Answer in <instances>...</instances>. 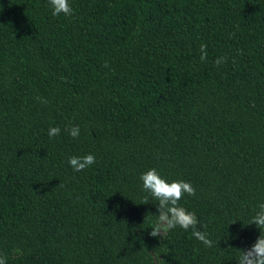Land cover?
<instances>
[{"label":"trees","instance_id":"trees-1","mask_svg":"<svg viewBox=\"0 0 264 264\" xmlns=\"http://www.w3.org/2000/svg\"><path fill=\"white\" fill-rule=\"evenodd\" d=\"M69 4L54 16L49 0H0V256L238 264L264 202V0ZM153 168L191 183L179 204L211 247L191 229L150 235L159 202L140 176Z\"/></svg>","mask_w":264,"mask_h":264},{"label":"clouds","instance_id":"clouds-1","mask_svg":"<svg viewBox=\"0 0 264 264\" xmlns=\"http://www.w3.org/2000/svg\"><path fill=\"white\" fill-rule=\"evenodd\" d=\"M52 8V14L59 16L64 14L70 16L73 9L69 4V0H49ZM202 61L207 58V45H200ZM223 58H218L215 63L219 65ZM39 99V98H38ZM68 134L73 138H77L80 134L78 126H73L66 129ZM60 128L50 127L48 135L50 137L60 135ZM96 158L92 154L85 156H72L68 163L74 171L80 172L90 167L95 163ZM143 182V189L151 194L159 202L158 212L159 219L157 225L152 228L150 235L153 237L160 236L162 230H171L179 227L185 231L192 230V235L205 246L211 247L213 242L208 238V234L197 230L199 224L198 218L194 212H190L179 204V201L184 197L185 193L189 196L195 195V189L190 182L183 180H174L167 182L162 178L155 168L149 169L140 176ZM143 204H147V197ZM260 229V235L257 237L252 246L248 249L240 250L238 264H264V202L258 205V210L252 217L251 223ZM203 227H207L204 225ZM0 264H6V258L0 256Z\"/></svg>","mask_w":264,"mask_h":264}]
</instances>
